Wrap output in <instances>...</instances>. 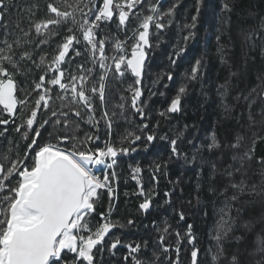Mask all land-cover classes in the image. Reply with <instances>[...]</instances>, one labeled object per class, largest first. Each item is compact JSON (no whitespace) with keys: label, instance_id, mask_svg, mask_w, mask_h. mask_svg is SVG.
<instances>
[{"label":"snow or ice","instance_id":"6c2138e0","mask_svg":"<svg viewBox=\"0 0 264 264\" xmlns=\"http://www.w3.org/2000/svg\"><path fill=\"white\" fill-rule=\"evenodd\" d=\"M180 2L174 0L164 8L162 0H65L59 4L50 0L46 5L47 18L37 20L40 11L37 0L31 3L0 0V125L4 126L0 137L6 138L8 125L11 124L20 139L26 141L23 154L11 146L6 152L0 150V264H111L110 259L105 260L106 253L109 258L115 257L120 247L127 252L123 257L125 264H128L129 257L131 264H182L181 244L185 241L184 251L189 264H204L190 223L183 235L180 231L175 232L174 244H166L163 234L154 241L164 255L163 261L155 249L152 250L154 259H143L137 255L142 252V247L147 250V241L125 242L113 232L118 227H125L112 217L119 197L118 157L135 153L137 142L142 138L145 147L157 140L155 131L149 128L146 102L141 100L145 67L152 49L159 46L160 34L173 23ZM204 4L205 0H195L191 22L183 25L187 29L183 35L185 44L196 36L195 29ZM221 7L229 13L233 11L227 4ZM261 19L264 20V17ZM23 20L28 21V28L21 27ZM113 23L118 32L126 34L124 39L101 33L102 25ZM62 24L69 25L68 34L58 43L54 54L47 59V53L42 52L37 58L36 52L49 43L51 36L58 34L52 31L53 27ZM16 30L23 35L18 36ZM33 32L35 37L43 38L37 40ZM243 35L252 50L259 48L261 56V66L256 71L257 83L243 96L251 128L257 123L264 125V24L259 30L250 28L243 31ZM106 49H111V54ZM185 50L181 46L169 57L171 65H175ZM223 50V46L218 48L221 53ZM82 55L84 62L73 65L72 61ZM220 59L222 64L228 63L223 55ZM33 69L40 74L35 79H29ZM203 69L201 60L196 59L190 72L185 74L186 83L179 86L167 107L159 112L161 117L182 111L187 82H199ZM126 74L134 78L131 84H127ZM17 75L25 77L23 85L18 84ZM165 75L168 81L173 80L172 72ZM236 75L239 72L230 73V76ZM110 77L111 81L127 84L122 91L129 95L125 97L121 94L120 103L115 105L120 115L124 116L130 107L142 123L136 131L122 136L119 145L105 140L102 147L91 148L89 145L99 141L100 137L90 132L81 139L77 129L86 122L98 131L103 122L107 136H111L117 113L110 112L108 108L109 98L116 94L110 90ZM230 87L228 80L216 89L225 112H231L226 103ZM53 90H56L55 94ZM33 93L36 94L34 98ZM159 94L164 95L163 92ZM234 99L239 101L241 97L237 95ZM254 106L258 111H253ZM124 118L127 119L126 116ZM42 131L47 132L49 142L38 143ZM182 136L183 132H180L169 140L170 159L183 158L185 163H194L196 153L201 149L220 153L217 160L209 161L208 191H219V195L225 196V207L220 209L212 236L215 245L207 250L210 264H264V238L257 237L255 247L248 253L253 258L250 262L241 259L238 250L229 254L227 247L232 240L242 239L229 235L235 223L231 215L233 207L246 203L240 199L241 196L258 197L264 204V157H254V145L257 140L264 141V136L254 133L253 147L243 152L227 153L234 163L219 168L218 160L226 154L223 149H240L242 136L237 134L233 143L222 148L217 134L213 132L207 144L196 145L191 159L178 147ZM159 139L167 140L168 137L160 136ZM8 143L12 144L11 141ZM69 143L71 150L61 146ZM254 159L258 165L255 170L252 169ZM143 171L137 164L131 169V178L137 185L136 194L142 197L138 208L141 213L147 214L152 207L153 194L145 190ZM160 172L161 165L156 164L152 172L154 184L158 185L157 174ZM257 173L258 181L253 179ZM200 174L197 173L198 187ZM170 183L178 184L179 179ZM221 183L223 188L218 190L216 185ZM173 191L164 193L166 203L171 202ZM105 194L108 209L97 213V205ZM195 200L199 203V193ZM235 211L239 213L241 207H236ZM177 214L180 221L185 220L184 211ZM204 215H207L206 211ZM134 223L133 219L127 220L129 226ZM163 232L168 233V228H164ZM110 233L112 236H109Z\"/></svg>","mask_w":264,"mask_h":264},{"label":"trees","instance_id":"16d2710c","mask_svg":"<svg viewBox=\"0 0 264 264\" xmlns=\"http://www.w3.org/2000/svg\"><path fill=\"white\" fill-rule=\"evenodd\" d=\"M42 1L40 0V3H43ZM162 3L163 7H166L167 4H170V0H163ZM224 4L231 7L233 11L229 13L222 10L221 6ZM194 5L195 0H184L180 3V6H178V23L173 22L174 26L171 27L169 33H167L168 28L167 32L166 30L163 32L167 38V46L157 49V51H155L156 47H154L146 63L145 74L148 75L149 73L151 76H154L159 73L163 79L161 85L164 86L167 84V87H164V95L157 94L152 99L153 95L150 94L152 92L150 90L146 91L143 87L144 95L141 97L142 101H149V104L145 107V113L149 128L155 131L157 140L149 143L146 147L144 144L141 147L136 145L138 150L136 153L118 157L121 160L117 171L121 192L117 205L112 210V217L115 220L119 217L129 227L128 232H131V237L137 240H147L150 244H152V238L157 240L162 234L165 235V243L169 239H176L175 232L179 231L176 225L184 228L190 223L197 237V247L200 248L202 253L201 259L204 260V264H210L209 260L203 257L204 251L206 250L204 242L208 237V230L213 220L212 216L214 211L215 217L217 215L220 216V209L225 207V196L219 195V191L217 193L208 191V176L211 167L209 164L208 166H201V163L209 162V158L211 160H217L220 153L216 150L208 152L205 149H201L200 152L196 153L197 159L194 163H185L183 158L179 160L169 158L168 144L169 140L175 138L180 132H183V136L178 140V147L191 159L196 145L207 144L213 132L217 134L222 148L225 144L233 143L236 135L239 134L244 138L242 141L244 151L253 147L252 140L254 133L258 136H264V125L257 123L251 128L248 126L247 109L243 100V96L247 95L251 88L256 85V71L261 66L259 48L257 47L256 50H252L249 47L245 42L243 31H247L250 28L259 30L260 25L264 24V20L261 19L264 17V0H205L204 6L201 7L196 30L197 37L194 39V43H191L180 55L175 65H171L169 57L181 45L184 46L185 44L183 35L186 34V30L181 25L178 26L176 24H183L186 19H190L191 22V17L195 13ZM112 26L113 24L102 25L101 33L103 35L112 33ZM181 29L183 30L182 33ZM116 35L120 36V39H124L126 34L124 32H117ZM128 35H130V32ZM217 35L220 36L219 42L217 41ZM175 39L180 40L175 41ZM130 43L131 40H129ZM220 46H223L224 49L222 53L218 51ZM111 51V49H106V52L109 54H111ZM152 54L153 59L151 60ZM221 55L227 60V64L221 63ZM196 59H200L202 65H204L202 79L199 82H187V95L184 94L182 97V111L180 113L161 117L159 112L167 107L179 86L186 83L185 74L190 72L191 66ZM168 72H172L173 74L172 81L167 80L165 74ZM231 72H239V75L230 76ZM228 80L231 82V87L229 88L226 103L229 104L231 112H225L221 97L217 94L216 90L219 84H223ZM117 82L111 81V84L113 85ZM115 87L116 85L112 86L110 90L114 91ZM237 95L241 97L239 101L234 99ZM115 98L116 95L111 96L108 105L110 112L115 111L117 113L113 123L115 131L111 132L110 137L106 134V128L103 122H101L98 131L87 126L84 122L77 129V135L81 139L85 133L90 132L100 137L99 141L89 145V147H102L105 140H110L111 143L119 145L118 142L121 141V134L118 132L117 127L122 124L116 123L120 114L119 109L115 107ZM253 111H258V108L255 106ZM241 113H243V117H241ZM99 115L100 113L98 111L97 116ZM134 118L137 121H141L137 114ZM238 119L239 124L237 123ZM256 119L259 120V117H256ZM162 135H166L168 139H159ZM46 136H48L47 132L42 131V136L38 143L41 141L47 143L44 140ZM189 141L192 142L189 143ZM52 142L56 141L53 139ZM138 142L140 144V141ZM68 147L71 150V143L68 144ZM158 149L161 150V154L156 153ZM223 151L226 154L218 160V168L221 166L227 167L229 163H234L231 160V156L227 153L238 151V149L227 148L223 149ZM254 157H264V141L257 140L255 143ZM138 160L142 163L140 161L138 162ZM137 164L144 170L143 184L145 189L148 188L147 184H154L152 181V172L155 165H161V172L157 174L159 183L158 185L154 184L156 200L166 201L167 198L164 193L174 189L171 202L166 204L169 209L175 210L170 215V218L164 215L160 216V211L153 213V207L150 208L147 214L140 212L138 205L142 197L136 194L137 185L131 178V169ZM145 168H149L150 178H147L148 171ZM252 169H258L255 159L252 162ZM197 173H201L199 187ZM249 174L251 175L252 173L250 172ZM177 179H179L178 184L170 183V181L175 182ZM253 179L259 180L258 173L253 176ZM125 183L126 185L124 186ZM216 186L218 190L223 188L222 183ZM181 189L183 190L182 192ZM198 193L200 196L199 203L195 200ZM240 199L246 203L242 206L237 204L233 207L231 215L235 223L229 235L230 237H241L242 239L239 241L232 240L227 247L229 254L232 251L238 250V255H240L241 259L245 262H250L253 258L248 253L255 247L257 237L264 238V204L260 203L258 197L250 195H243ZM102 204L105 205L100 200L97 205V210ZM236 207H241L239 213L235 211ZM103 211H105V208ZM179 211L185 212L186 218L184 221L179 220L177 214ZM204 211L207 212V215H204ZM128 219H133L135 223L131 226L127 225ZM164 228H168V233L163 232ZM185 244L186 241L181 244L180 255L182 264H189L183 252ZM118 249L126 254L125 248L120 247ZM158 254L161 255L160 250ZM162 257H164L163 254ZM110 260L111 264H125L122 258ZM130 261L131 259L128 261L129 264Z\"/></svg>","mask_w":264,"mask_h":264},{"label":"rangeland","instance_id":"374dc122","mask_svg":"<svg viewBox=\"0 0 264 264\" xmlns=\"http://www.w3.org/2000/svg\"><path fill=\"white\" fill-rule=\"evenodd\" d=\"M163 1V0H162ZM184 0H181V2L180 3H182ZM31 3L32 2V0H20V3ZM37 2L39 3V7H40V11H39V13L37 14V16H36V19L37 20H39V19H43V18H47V16H48V13H47V11H46V5H47V3L48 2H50V0H43L42 2L43 3H40V0H37ZM56 2L59 4V3H63V2H65V0H56ZM171 3H174V0H170V4ZM163 4V3H162ZM169 4V5H170ZM168 4H167V6L166 7H164V8H167L168 6H169ZM179 6H180V4H179ZM15 18V17H14ZM167 19V18H166ZM178 19H179V16H178V7H177V9H176V13H175V17H174V19H173V22H175V23H178ZM181 21V20H180ZM190 23V19H186L185 21H184V23L183 24H176V25H181V27H183V25L184 24H186V23ZM69 25H67V24H62V25H60L59 27H53V29H52V31L53 32H55V33H58V34H56V35H53V36H51L50 37V39H49V43L48 44H45V45H43L37 52H36V54H35V56L38 58L39 57V55H40V53H47V59H50L51 58V55L52 54H54V52H55V50H56V47H57V45H58V43L62 40V38L65 36V35H67L68 34V32H67V27H68ZM174 25H173V23L171 24V26L170 27H168V32H167V29H166V32L167 33H169V31L171 30V27H173ZM197 26H198V22H197ZM21 27L22 28H28L29 27V24H28V21L27 20H23L22 21V23H21ZM133 27H135V24L133 23ZM186 30V32H187V29H185ZM197 30V27H196V29H195V31ZM182 29H181V33H182ZM16 32H17V35L18 36H22L23 34L22 33H20L19 32V30H16ZM118 31H117V29H116V25H115V23H113V26H112V33H110V34H108L107 36H110V37H118V38H120V36H118V35H116V33H117ZM165 33H161L160 34V37H159V39H160V42H159V48H157L156 47V50L155 51H157V49H161V48H164V46H167V38H166V36L164 35ZM196 35H197V31H196ZM33 36L35 37V33L33 32ZM197 36H195V38H196ZM37 40H39V39H42L43 37H35ZM180 38V37H179ZM194 38V39H195ZM194 39H191V40H189L188 41V43H186V44H184V46L183 45H181V46H183V47H185V49H187V47L192 43H194ZM180 39H175V41H179ZM153 54H154V52H153ZM153 54H152V57H151V60L153 59ZM84 60H85V57L82 55V56H80V57H76V59L75 60H73L72 61V64L73 65H75L77 62H84ZM40 74V72L39 71H37V70H35V69H33V71L30 73V76H29V79H35L36 77H38V75ZM16 80H17V82H18V84H20V85H23L24 84V80H25V77L24 76H22V75H17V77H16ZM125 80L127 81V84H131L132 82H133V77L130 75V74H126V77H125ZM162 81H163V79H162V77H161V74H159V73H157L156 75H154V76H151V74H149L148 73V75H144V81H143V87H144V89L146 90V91H148V90H150L152 93H155L153 96H152V99L153 98H155V96L157 95V94H159V93H161V92H163L164 91V86H162L161 85V83H162ZM127 84H125V85H121L120 83H119V81L116 83V84H113L112 86H115L116 85V87H115V89H114V91L113 92H115L116 94V98L114 99V101L116 102V104H118V103H120V95L121 94H123L125 97H127L129 94L127 93V92H123L122 91V89L123 88H125V87H127ZM161 89V90H160ZM160 90V91H159ZM55 91L56 90H53V94H55ZM159 91V92H158ZM18 95H20V93H18ZM35 93H33V98L35 97ZM185 95H187V93H185ZM162 96V95H161ZM145 102H146V105H148L149 104V101H146L145 100ZM129 103H130V101H129ZM255 107V106H254ZM18 111H19V109H18ZM119 114H120V110H119ZM136 114L132 111V109L130 108V107H128L127 109H126V111H125V113H124V116H126L127 117V119H125L124 118V116H121V115H119V117L117 118V120H116V123L117 124H122L121 126H119V127H117L118 128V132L121 134V137L122 136H124V135H126V133L127 132H129V131H136L137 130V126L139 125V124H141V121H137V119H135L134 118V116H135ZM17 122H19V121H17ZM87 126H89V127H91V125H89L88 123H86V122H84ZM3 127L4 126H2V125H0V130H2L3 129ZM92 128V127H91ZM163 129V128H162ZM161 129V130H162ZM113 131H115V126H114V124H113V127H112V130H111V132H113ZM162 136H165V135H162ZM49 136H46L45 138H44V140L46 141V142H49ZM9 141H11L12 142V144L11 145H9ZM53 143H55V142H53ZM118 143H120V142H118ZM139 143V142H138ZM137 143V146L138 147H141V146H143V144H144V140H142V141H140V144H138ZM25 145H26V141H24V140H22V139H20V136H19V134L18 133H15L14 131H13V125H8V132L6 133V138H3V137H0V150H2L3 152H6L7 151V149H8V147L9 146H11V147H13L14 149H15V151L16 152H18V153H20V154H23V152H24V149H25ZM62 147L63 146H67L68 147V145H61ZM69 148V147H68ZM242 149V150H241ZM138 151V150H137ZM136 151V152H137ZM238 151H240V152H243L244 150H243V148H242V146H241V148L240 149H238ZM135 152V153H136ZM156 153H158V154H161V150L160 149H158L157 150V152ZM29 159H31V157H29ZM209 161H212L210 158L208 159ZM120 161L121 160H119L118 159V162H117V166H116V173H117V171H118V169H119V165H120ZM140 160H138V162H139ZM140 163H142L141 161H140ZM199 163H200V161H199ZM208 164H209V166H210V163L209 162H202L201 163V166H208ZM211 167V166H210ZM146 169V171H148L147 172V178H150L151 177V174H150V172H149V168L147 169V168H145ZM126 183H128V182H126ZM126 183L124 184V186L126 185ZM148 185V188L147 189H145L146 190V192H152V194H153V201H152V210H153V213H156V212H161V214H160V216L161 215H164V216H167V217H171L170 215L175 211L174 209H169L168 208V206L166 205L167 203L165 202V201H163V200H156V193H155V186H154V184H152V183H149V184H147ZM120 187H121V185H120V182H119V185H118V193H119V197H120V192H121V190H120ZM125 191H127V190H125ZM118 197V198H119ZM129 197V196H128ZM132 197H134V196H132ZM101 201H102V203H105V205H101L100 206V208H98V210H97V213H99V212H102L103 211V209L105 208V211H107V209H108V205H109V202H108V198H107V195L105 194L102 198H101ZM140 202H142V199L140 200ZM153 204H154V206H153ZM116 205H117V203H116ZM116 205L114 206V207H116ZM102 209V210H101ZM143 214V213H142ZM138 219V218H137ZM212 222H211V224H210V228H209V230H208V237H207V240L204 242L205 243V245H206V250L204 251V254H203V257H206L205 259H207V260H209V255H208V252H207V250L210 248V247H212V248H214V245H215V241L214 240H212V236L215 234V230H216V226H217V222H218V220H219V216L217 215L216 217H215V211H214V213H213V216H212ZM120 224H124L125 225V223L121 220V219H119V217L116 219ZM176 227H178V230L181 232V234L183 235V233H184V231H185V229H186V226L184 227V228H180V225L178 226V225H176ZM128 228L129 227H127L126 225H125V227H123V228H116V229H114L113 230V232L116 234V235H118L120 238H121V240L122 241H125V242H132V241H137V242H142L143 240L142 239H139V240H137V239H135V238H133V237H131V232H128ZM109 236H112V233H110L109 234ZM150 238V237H149ZM152 241H151V243L152 244H150V242L149 241H147V240H145V241H147L148 242V248H147V250H144L143 249V247H142V252L140 253V254H137V255H139V257H141V258H143V259H149V260H151V259H154V257H153V255H152V250L153 249H155V251H156V253L158 254V251L160 250L159 248H156V246H155V244H154V241H156V239L155 238H152L151 239ZM175 240L176 239H174V240H167L166 241V244H169V243H171V244H174L175 243ZM107 241H108V238L106 237V239H105V242L107 243ZM188 247H191L190 245H188ZM184 252V255H185V257H186V254H185V251H183ZM126 254H127V252H126ZM125 253H122L121 252V250H117V254H116V256L115 257H111V258H109L108 256H107V253H106V255H105V260L107 261V260H109V259H115V258H118V259H121L122 258V260H123V257L126 255ZM159 255V254H158ZM187 258V257H186ZM129 259H131V257H129ZM160 260L161 261H163L164 260V257H162V254L160 255ZM210 262V261H209ZM129 264V263H128ZM130 264H131V261H130Z\"/></svg>","mask_w":264,"mask_h":264},{"label":"water","instance_id":"95a60500","mask_svg":"<svg viewBox=\"0 0 264 264\" xmlns=\"http://www.w3.org/2000/svg\"><path fill=\"white\" fill-rule=\"evenodd\" d=\"M147 63V62H146ZM180 113V112H179ZM175 114H178V113H175ZM175 114H170V115H175Z\"/></svg>","mask_w":264,"mask_h":264}]
</instances>
